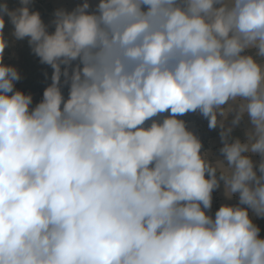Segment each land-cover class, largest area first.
Returning a JSON list of instances; mask_svg holds the SVG:
<instances>
[{"label":"clouds","instance_id":"1","mask_svg":"<svg viewBox=\"0 0 264 264\" xmlns=\"http://www.w3.org/2000/svg\"><path fill=\"white\" fill-rule=\"evenodd\" d=\"M18 3L0 4V264H264V0H83L47 24ZM6 23L52 69L36 103ZM221 185L236 203L213 213Z\"/></svg>","mask_w":264,"mask_h":264},{"label":"rangeland","instance_id":"2","mask_svg":"<svg viewBox=\"0 0 264 264\" xmlns=\"http://www.w3.org/2000/svg\"><path fill=\"white\" fill-rule=\"evenodd\" d=\"M7 2L8 7L13 9L19 6L18 0H0V4ZM83 0H33V11H39L41 18L47 24L52 19V14L55 9L63 7L71 10L78 3H82ZM92 4L98 2V0H90ZM50 30H52L50 28ZM4 32L7 38L10 40V46L6 48L3 63L15 66L21 74V80L16 83V88L22 90L25 93H31L34 98V103L38 102L42 98L44 88L50 83V79H45V72L48 76H51L52 69L39 62L38 57L32 54L27 40L23 41H11L10 32L11 25L6 23ZM65 95L67 90L65 89ZM186 120L188 127L193 130L202 140L204 149H210L214 156L219 155V148L221 147L218 132L219 130H209L207 127V120L202 118L199 114L189 113L182 117ZM245 122H242L239 127L234 129L233 136L244 139ZM253 160L258 161V156H253ZM224 203H236V198L227 200L223 194V186L219 190L213 193V213ZM261 228L260 235L264 237V219H258L254 221Z\"/></svg>","mask_w":264,"mask_h":264}]
</instances>
